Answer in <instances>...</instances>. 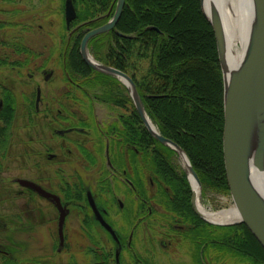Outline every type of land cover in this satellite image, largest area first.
<instances>
[{"label": "trees", "instance_id": "1", "mask_svg": "<svg viewBox=\"0 0 264 264\" xmlns=\"http://www.w3.org/2000/svg\"><path fill=\"white\" fill-rule=\"evenodd\" d=\"M112 1L74 0L77 21L95 19L108 10ZM92 25L96 27L97 23ZM4 27L0 23V30ZM116 32L99 34L90 41L93 56L131 76L148 116L164 137L185 151L204 192L229 195L223 155V76L215 34L202 12L201 0H126ZM82 36L74 38L69 50V74L71 80L79 84L73 87V111L85 112L87 106L86 112H93L97 102L124 111L114 116L116 121L111 125L101 126L109 129L112 155H116L117 146L123 144L121 137L127 138L140 152H144L147 144L153 145L154 178L167 177L165 186L174 192H183L179 202L166 207L172 214L171 222L183 220L190 225L189 239L201 245L202 264H210L213 258L214 263L219 262L217 264H233L232 258L239 264H264V249L244 224L216 226L193 213L191 186L186 172L180 173L173 162L175 151L148 132L127 89L117 78L84 63L79 50ZM22 53L28 57L33 54L19 39L0 40V66H25L30 62L28 58L23 62L11 61ZM87 97L90 98L88 103L84 100ZM4 101L6 107L0 110L2 146L16 117L12 91L6 89ZM74 121L79 119L75 117ZM143 160V170L138 167L135 170L137 177L146 170L147 161ZM2 185L0 178V189ZM160 190L167 192L164 186ZM7 219L0 215V221ZM1 223L0 231L8 240L6 244L0 243V264H21L16 255L18 246L9 241L11 234L18 230V221L12 220L11 228ZM213 249L216 257L211 258Z\"/></svg>", "mask_w": 264, "mask_h": 264}, {"label": "rangeland", "instance_id": "2", "mask_svg": "<svg viewBox=\"0 0 264 264\" xmlns=\"http://www.w3.org/2000/svg\"><path fill=\"white\" fill-rule=\"evenodd\" d=\"M64 4L65 0H0V23L5 25L0 30V40L19 39L33 52L31 57L22 53L11 58V61L19 62L28 58L30 62L28 61L29 63L25 66H0V103H3L2 108L6 107L3 101L4 94L6 89L12 91L16 114L3 146L0 137V178L3 182L0 189V215L9 218L0 223L11 228L12 220L18 221V230L11 234L9 241L10 244L14 243L18 246L19 251L16 255L21 259V264H38L40 260L46 264H93L87 252V246L91 242L83 233L82 218L73 212L66 221L67 246L58 253V214L55 207L46 199L42 198L40 201L37 196L33 195L29 198L28 194L23 195V187L16 182L18 178H39L42 182L52 177L57 178L56 182L60 178H63L61 181L69 179L65 177V174L69 177L70 170L67 140L54 133L56 129L65 126V122L56 123L53 120L59 118L57 114L59 103L64 102L65 91L69 89V82L62 69L64 39L68 32ZM78 23L80 22L75 21L74 25ZM43 68L47 71L44 74L41 73ZM51 71L53 75L46 82L45 75ZM209 83L212 84L213 81L210 80ZM38 87L42 89L44 103L41 105L43 112L35 116L34 105ZM84 100L88 103L86 98ZM49 106L53 107L52 115L42 114ZM79 107L77 106V109L81 111ZM95 107L98 121L104 119V114L107 112H124L121 109L108 108L98 102ZM84 109L89 110L87 106ZM62 143L67 145V148H62ZM50 154H56L57 159L49 161ZM61 159L66 161L59 164ZM177 164L183 168L184 163L181 159L177 160ZM78 168L75 166L74 169ZM57 172H61V176L57 177ZM89 175H92L91 172ZM200 199L202 205L210 211L234 208L232 199L226 194L215 192L204 194L201 190ZM40 203H42L41 206ZM38 207L41 208L37 210ZM24 212L29 214L30 218ZM130 228L122 231L125 240L130 233ZM135 237H137L134 241L135 248L146 257L141 247V243L143 244L140 241L141 236L138 233ZM162 238V235L153 238L154 248L158 251L153 254L156 264H193L194 260L188 254L186 246L176 248L177 250L172 247L164 248L161 247ZM6 240L8 236L0 231V243H5ZM124 262H128V258H124ZM217 263L213 262V264ZM232 263L239 264L235 258H232Z\"/></svg>", "mask_w": 264, "mask_h": 264}, {"label": "flooded vegetation", "instance_id": "3", "mask_svg": "<svg viewBox=\"0 0 264 264\" xmlns=\"http://www.w3.org/2000/svg\"><path fill=\"white\" fill-rule=\"evenodd\" d=\"M66 1L67 0H65L64 4V15ZM72 1L74 3V0ZM116 8L117 0H113L108 10L103 11L95 19L80 22L76 25H74L73 22L70 27L67 26L65 15V23L68 32L64 39L62 69L65 72L68 82L69 79L70 82L69 89L65 91L66 99L64 98V102L59 103L54 101L55 103H59V110L57 113L59 118L52 119L56 123H58V121L65 122V126L63 125L61 128L56 129L54 133L67 140L68 148L64 143L61 144V147H66L69 154V177L64 173L66 179H69L61 181L63 178L59 177L60 180H58V182H56V177L49 178L46 182H42V179L39 178L26 180L32 181L40 185L43 189L60 197L61 204L67 211L65 225L73 212H76V215L82 218L83 233L91 242L87 246V252L92 258L93 264H156L153 254L158 251L154 248L153 238L158 235L163 236V240L161 239V247H172L177 250L186 246L188 254L194 260L193 264H202L201 259L203 250L200 247L201 245H195L189 239L190 225H188V223L185 224L183 220L171 222L172 214L170 211H167L166 207L169 203L179 202V197L183 192H174L172 189L170 190L169 187L165 186L166 180L169 179L167 177L159 178L156 176V179L154 178L151 168V162L154 156L153 145L147 144L144 152H140L136 146L128 143L127 138L121 137V140L124 142L117 146L118 153L112 155V146L110 145V137L108 136L109 129L102 128L101 126L111 125L116 121L114 116L118 113L107 112V114H104L105 118L98 121V113H96L95 110L93 112L76 113L73 111V87L74 84L76 87H79V84L73 82L71 77L69 78L70 46H73L75 37L79 38L83 34L81 38L82 41L87 32L106 24L113 17ZM75 21H77V18ZM93 23H97V26L94 27V25H92ZM89 24L91 25L89 26ZM116 26L111 30V33L116 32ZM116 33L118 34V32ZM46 72L45 68L41 70L42 74ZM52 75L53 71L47 73V75H45V81H49ZM39 88L41 89V87H38L37 91ZM37 91L34 105L35 116L43 112V110L41 111V105L44 103L42 89L39 101H37ZM86 99L88 100L90 98L87 97ZM67 104H69L68 107ZM2 107L3 103L1 102L0 110L3 109ZM44 110L46 111L42 114L51 116L53 107L49 106ZM121 115L127 116V114ZM75 117L78 118L79 121H74ZM58 131H64V133L60 134ZM143 158L147 161L146 170L142 171L139 177H137L135 170H137V167L143 170ZM172 158L178 171L182 173L183 169L177 164V160L179 159L178 156L173 155ZM56 159V154L49 155V161H54ZM64 161L61 159L59 164L64 163ZM74 164L79 167L77 170L74 169ZM89 171L92 174L91 176L89 175ZM84 173L87 176H85ZM95 174L97 175L95 176ZM56 176H61V172H57ZM157 182L161 183V185ZM162 186H164L167 192L160 190ZM22 192L23 195L28 194L29 198H32L34 195L37 196L40 201H42V198L45 199L26 187H23ZM204 194L206 193L204 192ZM91 200L95 204L96 211L99 212L103 220L113 229L115 236L102 224L97 213H95ZM41 205L42 203H40V206ZM51 205L55 207L59 219L60 212L57 206L52 202ZM190 205L193 213L197 215L193 209L192 191ZM40 208L41 207H38L37 210ZM24 213L30 218L29 214H26V212ZM33 216L35 217V215ZM31 228H29V230ZM125 228H130V233L126 240L122 235V231ZM136 232L141 236L140 241L143 242V244L141 243V247L146 257L142 255L141 251L135 248L134 241L137 239L135 236L138 235ZM94 236H98L101 239L95 238ZM66 246L65 236L64 245L62 247L59 245L57 252L61 253L63 249H66ZM213 250L211 258L214 256L216 257V250ZM70 255L72 257L71 253ZM124 258H128V262H124ZM213 262H215V258H213V260L211 259L210 264H213ZM38 264L46 263H42L40 260Z\"/></svg>", "mask_w": 264, "mask_h": 264}, {"label": "water", "instance_id": "4", "mask_svg": "<svg viewBox=\"0 0 264 264\" xmlns=\"http://www.w3.org/2000/svg\"><path fill=\"white\" fill-rule=\"evenodd\" d=\"M237 1L248 9L250 24L244 56L238 65L229 69L227 64L228 54H230L229 46L219 10L216 6H212L211 14H208L206 12L207 1L201 0L202 12L211 24L215 34L223 76L225 119L223 155L228 186L234 209L238 215L237 219L232 222L211 221L201 214L195 203L196 194L193 181L199 186L200 193L202 185L186 153L179 145L161 135L149 118L131 77L114 67L99 62L88 50L90 39L115 28L122 15L126 0H118L113 17L105 25L89 31L84 36L80 54L89 67L98 72L114 76L127 87L135 108L149 133L160 143L180 155L193 188V209L195 213L204 221L214 225L244 224L264 249V186L259 178L260 174L264 173V0ZM65 15L67 26L70 27L71 22L77 17L72 0L66 1ZM40 96L41 90L38 89L37 101L40 100ZM58 133L62 134L64 131H58ZM18 183L50 200L57 206L60 212L59 239L60 245L63 246L64 223L67 211L62 206L60 197L32 181L19 179ZM91 204L102 224L115 236L113 229L96 211L92 200Z\"/></svg>", "mask_w": 264, "mask_h": 264}, {"label": "bare ground", "instance_id": "5", "mask_svg": "<svg viewBox=\"0 0 264 264\" xmlns=\"http://www.w3.org/2000/svg\"><path fill=\"white\" fill-rule=\"evenodd\" d=\"M206 1V12L211 14V7L216 6L222 18L230 52L228 54L227 64L229 69H231L238 65L244 56L250 24L249 11L242 4L238 3L237 0ZM259 178L264 186V173L260 174ZM193 185L196 194L195 203L197 209L205 218L216 222H232L237 219L238 215L234 208L219 212L206 209L201 203L199 186L195 181H193Z\"/></svg>", "mask_w": 264, "mask_h": 264}]
</instances>
